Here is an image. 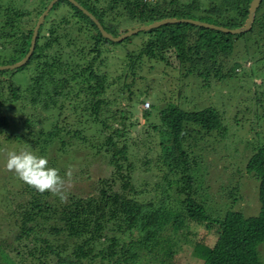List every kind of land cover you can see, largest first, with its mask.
Masks as SVG:
<instances>
[{
  "label": "trees",
  "instance_id": "obj_1",
  "mask_svg": "<svg viewBox=\"0 0 264 264\" xmlns=\"http://www.w3.org/2000/svg\"><path fill=\"white\" fill-rule=\"evenodd\" d=\"M50 1L39 0L37 4L29 1L31 9L27 5H0V65L17 62L26 55L36 22ZM76 1L93 14L106 31L118 36L127 31L122 32L113 25L122 18L135 21L139 26L165 18H191L237 28L246 20L252 0H218V3L209 0L207 5L215 11L213 14L212 11L200 13L202 0ZM263 6L264 0L256 9L250 32L255 31L257 25L264 27ZM26 24L28 27L24 28ZM243 34L175 22L112 41L69 0L54 3L38 29L35 48L28 61L16 69L0 70V134L8 128L10 121L4 110L28 98L33 107L43 105L56 117L49 123L51 127L47 130L45 124L36 137L29 129L33 127V121L25 118L22 125L26 130L27 146L37 148V155L45 157L48 150L57 145L64 149L74 141L86 143L89 138L86 132L92 131V137H96L98 143L93 142L91 148L96 150L94 155H103L107 160L110 175L99 178L91 193H69L64 199L52 201L42 197L49 191L40 192L30 187L32 196L25 206H12L11 213H20L17 218L20 225L15 229L19 231L17 238L28 237L36 226H43V229L50 226L51 235L62 236L64 242L60 247L42 240L46 245L40 250L41 260L50 252L59 255V250L66 249L71 241L74 245L72 254L61 258L60 262L172 264L179 251L173 249L177 239L186 242L189 227L204 224L217 226L219 231L213 245L195 244L194 261L200 264H264V255L259 250L260 244L264 243V143L251 145L254 151L247 163V170L259 179V214L246 216L231 209L222 216L213 217L203 202L194 197L193 171L199 154L190 151L187 144L190 148L195 147L202 131L226 137L228 129L216 107L187 110L170 101L162 108L149 103L150 108L144 110L145 117H156L155 122L150 123L153 132L159 136L160 155L154 163L161 161L167 172L179 177L168 178L159 204L144 203L138 199L139 193H135L134 166L128 154L127 137L132 123L127 126L125 121L129 118L128 110L121 108L120 119L109 123L114 115L110 105L117 101L110 98L109 91L123 83L115 94L125 92L127 88L128 100H132L134 91L127 79L136 75L145 59L164 61L177 69L192 59L194 50L198 56L206 52L217 62L220 53L233 52L235 38ZM141 35L144 38L140 44L125 51L120 74L111 79L107 68L108 58L114 56L112 52L117 48L125 50L126 44ZM239 65L233 63L225 72L218 66L215 72L202 75L207 80L214 77L223 80L236 73ZM24 70L28 74L27 82L15 84V74ZM23 92L27 98L23 97ZM65 111L74 117L70 122L67 120L71 116L65 115ZM73 124H76L75 129ZM55 163L52 159L49 164L53 167ZM29 253L34 254V251Z\"/></svg>",
  "mask_w": 264,
  "mask_h": 264
},
{
  "label": "rangeland",
  "instance_id": "obj_2",
  "mask_svg": "<svg viewBox=\"0 0 264 264\" xmlns=\"http://www.w3.org/2000/svg\"><path fill=\"white\" fill-rule=\"evenodd\" d=\"M0 1L2 2L0 5L9 3L27 5L31 9L29 1L37 4L39 0ZM208 3L209 0H202L200 13L203 11L207 14L212 11L213 14L214 10L207 5ZM261 14H264V6ZM134 23L135 21L128 22L122 18L117 19L113 25L123 32L139 26ZM26 27L27 24L24 28ZM250 30L251 28L243 32L242 36L235 38L233 52L220 53L217 62L210 59L206 52L198 56L194 50L191 52L192 59L177 69L168 66L164 61L145 59L136 75L127 79V82L131 83L130 89L134 91L132 100H128L127 88L126 93L115 94L118 88L123 87V83L109 91L110 98L117 100L110 105L111 113L114 115L109 119V123L113 119H120L121 108L128 110L129 118L125 119L127 126L132 123L127 135L128 154L134 166L133 182L136 186L135 193H139L137 195L139 200L144 203L149 201L161 203L168 178H179L167 172L161 161L158 164L154 163L160 155V146L159 136L153 132L150 123L155 122L156 117L148 118L144 115V110L150 108L147 107V102L156 103L162 108L171 101L187 110L216 107L228 129L225 138L202 131L195 141L197 144L195 147L190 148L187 144L190 151L199 154L198 164L193 171L196 200L203 202L213 217L222 216L231 209L241 211L246 216L259 214L261 206L258 196L259 179L247 170V163L254 151L251 145L264 143V27L257 25L255 31ZM73 34L76 35L75 32ZM143 38L142 35L134 37L126 44L125 50L117 48L112 52L114 56L108 58L107 68L111 79L120 74L123 65L121 63L126 57L125 51L135 49ZM233 63L240 64L237 72L230 77L222 78L223 80L217 77L207 80L205 75H202L210 74L209 71L215 72L218 66L225 72ZM14 80L15 84L25 85L28 74L25 70L18 71ZM22 94L27 98L26 93ZM4 112L10 121L8 128L0 134V264H67L60 260L72 254L74 245L71 241L66 249L59 250V255L50 252L42 259L45 262L41 260L40 250L46 245L42 240H48L53 247H60L64 242L62 236L50 234V226L46 229H43V226H36L28 237L17 238L19 231L15 229L20 225V220L17 219L20 213L17 215L11 213L12 206L28 202L32 196L30 190L32 186L5 167L8 151L27 150L38 154L37 148L27 146L26 130L22 125L25 118L33 121V127L29 129L35 136L45 124L47 130L51 127L49 123L56 114L47 111L43 105L33 107L28 98L15 102L11 109H5ZM66 114L71 116L68 111H65ZM73 118L71 116L67 121L70 122ZM60 120L62 121L63 117ZM72 128L75 129L76 124H73ZM86 134L89 137L86 143L79 140L64 149L57 145V148L48 150L45 158L49 163L55 159L53 167L62 178V184L58 186L57 192L44 193L42 195L44 199L50 201L61 197L64 199L69 193L86 195L95 190L99 178L110 175L107 160L103 155H94L96 150L91 148L92 143L97 142L96 137H92V131ZM16 136L18 140L15 139ZM63 136L66 140L69 139L65 133ZM191 141L192 138L189 142ZM49 166L51 167V164ZM33 192L38 195L36 191ZM218 231L217 226L191 225L185 234L186 242L177 239L173 246V249L178 248L179 251L175 253L172 264H200L192 258L195 244L213 245ZM31 250L34 254L29 253ZM259 250L260 254L264 255V243L260 244Z\"/></svg>",
  "mask_w": 264,
  "mask_h": 264
},
{
  "label": "water",
  "instance_id": "obj_3",
  "mask_svg": "<svg viewBox=\"0 0 264 264\" xmlns=\"http://www.w3.org/2000/svg\"><path fill=\"white\" fill-rule=\"evenodd\" d=\"M57 1H59V0H51L49 2V4L47 5L46 9L39 16V18L36 22V25L33 29L31 45H30V48H29L28 52L26 53V55L21 60H19L17 62H14L11 64L0 65V70L16 69V68L24 65L28 61L29 57L31 56V54L35 48L38 29H39L41 23L43 22L45 16L47 15L49 10L53 6V4L56 3ZM69 1L72 2L74 5H76L77 7H79L85 14H87L91 18V20H93L95 22L98 29L102 33V35L104 37L112 40V41H121L126 37H129V36H132V35L138 33L139 31L149 30L151 28L158 27V26L166 24V23H175V22H188L191 24H195V25H199V26H205V27L220 30L223 32H229L232 34H240V33L248 31L251 28L252 22H253L254 17H255L256 9L261 2V0H252L250 2L249 13H248V16L246 18L245 24L243 26L237 27V28H228V27H225L222 25H216V24H212V23H208V22H204V21H200V20L191 19V18H165L162 20L152 22V23L147 24V25H142V26H138V27L129 29V30L119 34L118 36H114L111 33H109L108 31H106L104 29V27L101 25V23L98 21V19L93 14H91L88 10L83 8L76 0H69Z\"/></svg>",
  "mask_w": 264,
  "mask_h": 264
},
{
  "label": "clouds",
  "instance_id": "obj_4",
  "mask_svg": "<svg viewBox=\"0 0 264 264\" xmlns=\"http://www.w3.org/2000/svg\"><path fill=\"white\" fill-rule=\"evenodd\" d=\"M5 167L40 192H57L58 186L62 184L57 169L49 166L47 158L27 150L8 151Z\"/></svg>",
  "mask_w": 264,
  "mask_h": 264
},
{
  "label": "built area",
  "instance_id": "obj_5",
  "mask_svg": "<svg viewBox=\"0 0 264 264\" xmlns=\"http://www.w3.org/2000/svg\"><path fill=\"white\" fill-rule=\"evenodd\" d=\"M150 104H149V102H147V106H149Z\"/></svg>",
  "mask_w": 264,
  "mask_h": 264
}]
</instances>
